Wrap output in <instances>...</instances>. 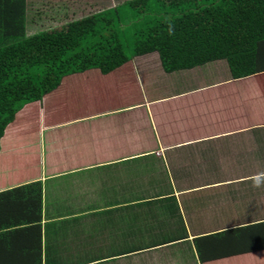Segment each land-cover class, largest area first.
I'll return each mask as SVG.
<instances>
[{
    "label": "crops",
    "instance_id": "0c3cea01",
    "mask_svg": "<svg viewBox=\"0 0 264 264\" xmlns=\"http://www.w3.org/2000/svg\"><path fill=\"white\" fill-rule=\"evenodd\" d=\"M27 4L28 34L61 12ZM152 60L66 75L18 113L2 143L0 192L39 185L42 220L24 219L22 233L0 241L13 245L3 259L264 264V71L231 78L217 60L178 75ZM18 197L1 199L0 223L26 218L15 217L27 206Z\"/></svg>",
    "mask_w": 264,
    "mask_h": 264
},
{
    "label": "trees",
    "instance_id": "16d2710c",
    "mask_svg": "<svg viewBox=\"0 0 264 264\" xmlns=\"http://www.w3.org/2000/svg\"><path fill=\"white\" fill-rule=\"evenodd\" d=\"M57 14L50 29L28 34L27 0H0V152L22 108L72 73H108L138 58L159 60L167 73L217 60L231 78L264 71V0H124L79 17L62 7ZM7 195H27L28 211L18 207L15 217L26 218L0 223V241L22 233L24 219L42 220L39 185L2 191L0 201ZM12 247L0 245V264H27L3 259Z\"/></svg>",
    "mask_w": 264,
    "mask_h": 264
},
{
    "label": "rangeland",
    "instance_id": "374dc122",
    "mask_svg": "<svg viewBox=\"0 0 264 264\" xmlns=\"http://www.w3.org/2000/svg\"><path fill=\"white\" fill-rule=\"evenodd\" d=\"M45 2H52L57 3L60 7H62V10H64V13L71 12L74 10V16L79 17L82 15H88L90 13H93L94 11H99L109 5H115L117 2H122L124 0H44ZM31 14H38L37 11H32ZM47 22V21H45ZM140 60V58H138ZM154 58H149V60L153 61ZM156 62V59H154ZM203 68H205L203 66ZM192 71V72H191ZM197 69L194 70H181L177 71L171 74H190V73H196ZM163 84L169 83L168 78H163Z\"/></svg>",
    "mask_w": 264,
    "mask_h": 264
},
{
    "label": "clouds",
    "instance_id": "9594fccd",
    "mask_svg": "<svg viewBox=\"0 0 264 264\" xmlns=\"http://www.w3.org/2000/svg\"><path fill=\"white\" fill-rule=\"evenodd\" d=\"M256 186H259L258 184Z\"/></svg>",
    "mask_w": 264,
    "mask_h": 264
}]
</instances>
